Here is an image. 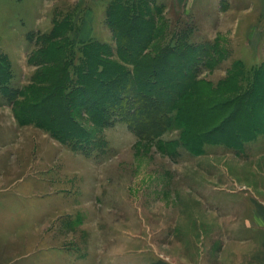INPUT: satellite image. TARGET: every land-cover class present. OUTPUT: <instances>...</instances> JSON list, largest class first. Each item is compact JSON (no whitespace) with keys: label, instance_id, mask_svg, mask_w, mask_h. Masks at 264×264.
<instances>
[{"label":"rangeland","instance_id":"obj_1","mask_svg":"<svg viewBox=\"0 0 264 264\" xmlns=\"http://www.w3.org/2000/svg\"><path fill=\"white\" fill-rule=\"evenodd\" d=\"M102 1L0 0V52L13 66L12 87L29 85L42 51L52 55L61 39L52 46L40 39L56 24L67 32L76 64L81 44L114 43L101 21ZM154 1L157 47H170L176 37L190 41L196 24L191 40L224 53L222 59L213 52L208 68L199 67L201 79L222 89L242 62L235 81L243 91L250 86L264 64V30L260 49L243 50L228 49L223 33L214 42V33L205 32L213 26L204 29L209 6L227 9L232 0ZM91 22L98 30L87 37L89 30H80ZM16 112L0 92V264H199L206 240L208 250L217 248L220 221L235 213L227 205L264 201L263 133L239 148L205 141L193 150L180 127L144 136L128 116L94 140L63 143L35 123L21 124Z\"/></svg>","mask_w":264,"mask_h":264},{"label":"trees","instance_id":"obj_2","mask_svg":"<svg viewBox=\"0 0 264 264\" xmlns=\"http://www.w3.org/2000/svg\"><path fill=\"white\" fill-rule=\"evenodd\" d=\"M153 6L154 0H111L106 24L114 43L81 44L77 64L66 48L67 32L56 24L40 40L45 46L61 41L52 43V55L42 51L27 86L12 87L13 66L0 52V92L15 106L18 121L35 123L63 143H83L129 116L144 136L180 127L193 150L205 141L239 148L264 134V64L244 91L235 81L245 68L241 61L228 74L230 85L214 89L201 79L199 67L208 68L213 52L222 59L224 53L182 37L160 49V14Z\"/></svg>","mask_w":264,"mask_h":264},{"label":"crops","instance_id":"obj_3","mask_svg":"<svg viewBox=\"0 0 264 264\" xmlns=\"http://www.w3.org/2000/svg\"><path fill=\"white\" fill-rule=\"evenodd\" d=\"M110 1L103 0L99 3L101 4L100 7L105 6L104 9H101L103 15L101 21L105 23L106 8ZM230 4V8L219 7L217 11H213V5L209 6L205 14L207 21H204V29L209 30L213 26L215 31L205 32L214 33V37L212 36L214 42L217 41L219 35H222L221 33L226 34L229 38L228 49H260V34L264 30V0H232ZM231 16L235 20L231 26L227 27L226 21ZM212 20L215 21L212 22ZM224 25H226V29H224ZM177 27L179 26L177 25ZM85 29L89 30L87 37L94 36L95 30H98L92 22L88 24V27L87 23L84 24L80 31L87 34ZM107 31L111 33L108 29ZM184 32L185 29H181L176 33ZM196 32H199L196 24L195 27L190 26L188 30L190 41ZM237 60L241 61V59ZM250 203L252 205L245 203L227 205V211L231 209L235 213L231 216L230 221L224 218L220 221L221 230L218 234L220 235V242L217 248L208 250L211 245L206 240L204 251L199 257V264H264V201L261 202L262 204L255 200ZM250 208H252L251 213L248 212ZM215 224L217 225V223ZM189 264H193V262L190 261ZM194 264H197V261Z\"/></svg>","mask_w":264,"mask_h":264}]
</instances>
